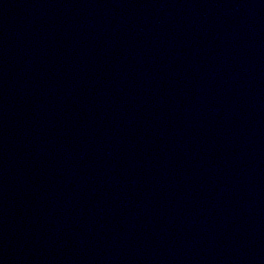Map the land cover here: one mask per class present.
<instances>
[{
  "label": "water",
  "instance_id": "water-1",
  "mask_svg": "<svg viewBox=\"0 0 264 264\" xmlns=\"http://www.w3.org/2000/svg\"><path fill=\"white\" fill-rule=\"evenodd\" d=\"M0 264H264V0H0Z\"/></svg>",
  "mask_w": 264,
  "mask_h": 264
}]
</instances>
